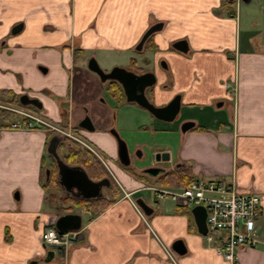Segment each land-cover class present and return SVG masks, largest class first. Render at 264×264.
Returning a JSON list of instances; mask_svg holds the SVG:
<instances>
[{
    "label": "crops",
    "instance_id": "1",
    "mask_svg": "<svg viewBox=\"0 0 264 264\" xmlns=\"http://www.w3.org/2000/svg\"><path fill=\"white\" fill-rule=\"evenodd\" d=\"M241 1L0 0V104L7 100L5 93L9 98L27 93L41 101V118L61 125L65 115L72 128L89 103L87 112L97 130L85 136L111 161L105 170L114 183L101 198L112 201L108 207L79 213L84 239L68 248L65 257L49 254L41 242L40 223L53 208L44 174L49 134L41 128L13 130L0 118V264H171L170 256L176 264H228L198 233L191 207L157 201L147 190L177 189L159 180L183 170L192 181L234 179L241 193L260 197V242L255 248L238 249L235 264H264V49L252 47V35L247 42L241 39ZM18 25L22 28L12 34ZM156 25L159 30L137 50L144 33ZM253 25L258 27V22ZM182 41L185 51L175 47ZM91 58L102 69L119 60L125 65L117 67L153 72L156 83L149 96L156 106L180 97L172 125H157L148 116L150 127L177 140L174 159L158 166L165 173L150 176V185L115 163L116 143L107 133L117 122L113 110L134 105L117 106L111 100V105L99 106L94 96L74 101L77 82L74 72L67 77L66 68L73 71L76 66L81 81L85 79L82 85L91 92L101 95L106 88L94 73L86 74ZM39 65L49 71L42 74ZM46 92L56 101L42 102ZM162 145V152L174 150L170 139ZM137 199L147 205V214ZM178 240L186 250L183 256L171 251Z\"/></svg>",
    "mask_w": 264,
    "mask_h": 264
},
{
    "label": "built area",
    "instance_id": "2",
    "mask_svg": "<svg viewBox=\"0 0 264 264\" xmlns=\"http://www.w3.org/2000/svg\"><path fill=\"white\" fill-rule=\"evenodd\" d=\"M24 119L43 125L60 135L69 134L50 125L42 119L20 109L6 108ZM23 123L11 124L12 129H20ZM30 126L27 125V127ZM158 200L170 199L178 205L201 206L206 210V243L216 254L229 264L235 263V253L239 248H255L259 244L255 224L258 217L260 198L254 194L241 193L234 179L230 183L196 180L182 190L153 189ZM43 229L41 242L44 246L65 255L67 248L81 242L85 235L82 230L59 234L54 229L55 217L45 216L40 221ZM172 264L175 260L170 257Z\"/></svg>",
    "mask_w": 264,
    "mask_h": 264
},
{
    "label": "water",
    "instance_id": "3",
    "mask_svg": "<svg viewBox=\"0 0 264 264\" xmlns=\"http://www.w3.org/2000/svg\"><path fill=\"white\" fill-rule=\"evenodd\" d=\"M245 3H249V0H243ZM22 25H18L11 31L12 34H16ZM159 30V26H153L148 29L142 36L137 50H141L144 43L148 38ZM181 51L186 50L185 42H178L175 45ZM87 69L97 75L101 82L113 81L120 85L123 90L126 103H133L138 107L144 109L157 121L163 123H171L178 116L180 111V97L176 96L169 104L164 107H157L149 102L145 95V90L151 88L156 83V77L154 73L147 72L143 74H135L133 72L127 71L122 67H113L109 72H104L97 61L91 58L87 63ZM18 102L23 107H35L36 109H41L42 104L38 99L30 98L27 94L20 95ZM79 128H84L88 132L94 131L91 120L85 117L80 123ZM117 143V157L121 165L128 166L130 163V158L128 154V149L126 143L120 138L116 131H111ZM61 139L53 136L47 147V153L56 161L57 165V178L59 179V185H62V181L71 182L69 188H74L77 194L74 195L76 198L81 199H99L103 197L102 188H109V180L101 179L99 181H93L89 178L86 171L80 166H68L66 165L57 154V147ZM156 161L169 162L170 156L168 153H161L156 155ZM165 173V169L152 168L147 171L150 176H157L159 174ZM50 171H46V176L49 177ZM136 204L140 209L147 214L148 207L141 200L137 199ZM192 216L194 218L195 225L199 234L203 235L206 233L205 218L206 212L202 207H195L191 210ZM55 229L58 233L64 234L68 231H76L82 227V217L78 214H64L60 215L55 222ZM173 252L179 256H183L186 252L182 241H175L171 245ZM49 254H54L50 251Z\"/></svg>",
    "mask_w": 264,
    "mask_h": 264
},
{
    "label": "rangeland",
    "instance_id": "4",
    "mask_svg": "<svg viewBox=\"0 0 264 264\" xmlns=\"http://www.w3.org/2000/svg\"><path fill=\"white\" fill-rule=\"evenodd\" d=\"M237 11H238V16L240 17V21H241V28L239 31L241 33V39H243V40L245 39V42H247L248 36L252 35L251 37H253V39L250 40L252 47L254 49H257V50L261 49L262 47L264 49V0H251L250 3H248V4H245L241 1L238 4ZM254 22H258V27L253 25ZM252 31H254V33H252ZM161 63H163V62H160L159 66H162ZM118 64L125 65V63L122 64L119 62V60H117V64L111 65L105 69H102V68L101 69L109 72L113 67L117 66ZM75 67H74L75 70H73V71H70L69 69L66 68L67 77L70 78L72 73L74 72L73 73L74 83L77 82V89L75 88V90H76V94H75L76 99H74L75 103L77 101L81 103V100L83 99V97L86 99H89V97L94 96V98L97 99L94 102L95 104H98L99 106H103V103L107 102L106 104L111 105V103H110L111 99L108 96L107 88H105L104 92L102 90L101 95H97V91L91 92L90 87L84 88V86L82 85V82L85 79H82V81H81V79L79 78L81 73ZM37 68L42 74H45V70H48V68L45 67L44 65H39ZM40 68H43V70ZM123 68H125L128 71L134 72L136 74L141 73V71H139L138 69H136L134 67H125L124 66ZM57 72L60 75L61 81H63L64 79H63V75H62L61 70H59ZM86 74L87 75H93L92 72L91 73L87 72ZM61 84H63V83H61ZM61 88H62V85H61V87H59V89H61ZM47 89H48V87H47ZM19 95H21V93H19L18 96ZM50 95H51V93H49V92H46L45 94H43L42 102H43V100L45 101L46 98H52L53 100L56 99ZM31 98H33V97H31ZM64 99H66V98L64 97ZM39 102L41 103V101H39ZM80 103H78V105ZM5 104L6 103L4 102V104H0V105L3 106ZM88 104L89 103H86L81 108V110L84 109V111H87V109L91 107V105L90 104L88 105ZM119 110H120V108L118 109V111L113 110V112H114V114L112 113L113 118L114 119L117 118V122L112 127V129L117 131L119 136L121 137V139L126 143L127 149L129 152V156H130V163L128 166H122L120 164V162L118 161V165L123 171L127 172V174L131 175L132 177H134V176L143 177L146 181H143L142 184L150 185V183H149L150 179H148L150 177V175L147 174V171L152 169V168H156V166H163L166 164V162H157L156 161V155L157 154L168 153V152H162L161 151V148L163 146L162 143H168V139L171 140V145L174 146V148H173L174 150H172V152H170V153H172V157H170V160L172 161V159H174L173 153L177 149V140H175V138H174L175 136H173L172 134H168V133H164V132L160 131V129H158L159 127H153V128L150 127L149 123L147 122V120L149 119L148 118L149 113H147L146 111L136 107L135 105L130 106V107L126 106L125 108H122L120 110V113H119ZM118 114H119V117H117ZM62 118H64V119H62L61 126L67 127L68 117L63 115ZM70 122H71V120H70ZM32 123L36 127H39V125L36 124L35 122H32ZM50 123L57 124L58 122H54V120H53V121H50ZM157 123H158L157 125H163L162 122L157 121ZM77 130L78 129L76 128L75 130L72 131L73 135H75L77 138H80L83 142L89 144L90 140L84 139L83 138L84 136L82 134L78 135ZM73 147H75V149H80L79 146L74 145V144H73ZM170 153H168L169 156H171ZM65 154H66V150L63 148L61 151H59L58 156L63 157ZM47 156L48 155L46 154V161H47L46 167H48V165L50 164V160L48 159ZM116 157H117V155H116ZM117 159H118V157H117ZM104 160H105L104 162H107L109 164V159L104 158ZM167 163H170V161ZM49 190L51 191V189L47 190L48 196H53L56 199L60 198L59 193L55 192V194H50ZM51 207H52V205H51ZM52 211H53V208L50 211V213ZM86 216L87 215H83V223L84 224H86V222H87Z\"/></svg>",
    "mask_w": 264,
    "mask_h": 264
},
{
    "label": "flooded vegetation",
    "instance_id": "5",
    "mask_svg": "<svg viewBox=\"0 0 264 264\" xmlns=\"http://www.w3.org/2000/svg\"><path fill=\"white\" fill-rule=\"evenodd\" d=\"M162 67H164V69L166 68V64L165 63H162ZM125 69V68H124ZM139 70V69H138ZM104 71V70H103ZM128 71V70H127ZM140 71V70H139ZM104 72H107V71H104ZM131 72V71H130ZM149 72V71H148ZM134 73V72H133ZM143 73H147V72H142L140 74H143ZM153 73V72H152ZM136 74V73H135ZM139 75V74H137ZM101 81V80H100ZM106 88H107V93H108V96L110 97V99L112 101H114V103L117 105V104H120V103H126L125 102V97H124V94H123V90L122 88L120 87L119 84H117L116 82H113V81H107V82H104ZM152 88V87H151ZM151 88H147L145 90V95L147 97V99L149 100L150 103H152L153 105H155V103L151 100V97L149 96L151 94ZM150 97V98H149ZM176 96H173L169 99V101L167 103H165L164 105L162 106H157V107H164L166 106L167 104H169ZM128 105H135L133 103H127ZM118 106V105H117ZM116 106V107H117ZM137 106V105H135ZM156 106V105H155ZM138 107V106H137ZM140 108V107H139ZM142 109V108H141ZM144 110V109H143ZM151 116V115H150ZM85 117H88L90 120H91V123H92V126H93V129L94 131L92 132H88L86 131L84 128H79V123L85 118ZM152 120L155 122V118H153L151 116ZM174 122V121H173ZM173 122L171 123H167V125H172ZM166 124V123H165ZM114 126V125H113ZM109 127L107 130V133L111 136V131H113L114 129H112V127ZM78 129L77 132H78V135L82 134L84 137V139H88L86 136H85V133H94L96 130H97V126H96V123L93 121L91 115H89V113L87 111L84 112L83 116L78 119L76 121V124L70 128L71 131L75 130L76 128ZM115 131V130H114ZM117 132V131H116ZM118 133V132H117ZM119 135V134H118ZM121 138V137H120ZM80 139V138H79ZM114 139V137H113ZM81 140V139H80ZM68 140L67 139H63V140H60L59 144H58V147H57V153H59V151H61L63 148L66 150V154L63 156V157H60L62 159V161L68 165V166H76V164H71L69 161H68V156L71 155L72 152H78V151H82V150H86L87 148H92L94 149V153H96L97 155L98 152L95 150V148H93L90 143H85L82 142L86 145L87 148H84V147H79L80 149H75V147H73V144L72 142H67ZM115 141V139H114ZM116 143V141H115ZM76 145V144H74ZM116 147H117V143H116ZM129 154V152H128ZM116 155H117V150H116ZM100 156V155H99ZM101 157V156H100ZM130 158V156H129ZM102 159L104 160V158L102 157ZM50 165L48 166L49 167V170H50V173L51 175H53V172H54V179H55V182L56 184H58V186L52 188V194H55V192L59 193L60 194V199L61 201L65 202L64 204V208L66 209V212L67 214H76V213H84V212H90L94 206H95V202L98 200V199H90V200H86V199H81V198H76L74 197V195L77 194V191L74 189V188H69L71 182H64L62 181V185H59V179L57 178V165H56V161L53 159V158H50ZM105 161V160H104ZM118 159H116V162L115 163H118ZM158 162H162V161H158ZM108 166V163L105 162ZM109 163H111V161L109 160ZM121 164V163H120ZM166 164H169L166 162ZM165 164V165H166ZM123 166V165H122ZM167 166V165H166ZM156 168H158V166H156ZM106 169V167H105ZM51 177L48 178L47 181L51 180L50 179ZM90 178V177H89ZM105 178H107L109 180V188L108 189H113L114 187V183L112 182V178L110 176H106ZM94 181V180H93ZM106 189L105 187L102 188V192H104V190H108Z\"/></svg>",
    "mask_w": 264,
    "mask_h": 264
},
{
    "label": "trees",
    "instance_id": "6",
    "mask_svg": "<svg viewBox=\"0 0 264 264\" xmlns=\"http://www.w3.org/2000/svg\"><path fill=\"white\" fill-rule=\"evenodd\" d=\"M5 96H9L6 93ZM12 105H18L16 97H12L9 101ZM0 118L5 122H12L17 119V116L11 112L5 111L0 109ZM68 161L71 164H76L78 166H81L86 171L87 175L94 181H98L100 179H103L107 176V172L104 168V166L101 164L100 161H98L89 151L82 150L78 152H72L70 156H68ZM51 180L47 181L45 184L46 188H54L56 187V182L54 179V172L53 175H51ZM191 178L189 175L188 170L180 171L178 175L167 173L164 175V177L159 180V183L164 186L169 187H176V188H185L190 182ZM117 195H115L116 197ZM50 200L52 203V206L56 208L57 199L53 196H50ZM112 203L111 200L106 201L104 199H98L95 202L94 208L91 210L94 212H100L102 209H105Z\"/></svg>",
    "mask_w": 264,
    "mask_h": 264
}]
</instances>
